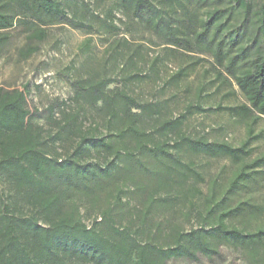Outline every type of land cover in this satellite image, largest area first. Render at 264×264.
<instances>
[{"label":"trees","instance_id":"1","mask_svg":"<svg viewBox=\"0 0 264 264\" xmlns=\"http://www.w3.org/2000/svg\"><path fill=\"white\" fill-rule=\"evenodd\" d=\"M75 1L0 0V57L16 31L24 36L16 51L22 63L49 29L78 28L68 11ZM117 7L151 26L166 46L211 58L218 77L244 100L216 110L251 119L246 140L234 147L192 139L177 132L185 116L148 130L137 99L106 92L104 81L75 83V102L102 103L101 122L86 128L80 110L59 103L61 116L51 107L46 131L33 122L28 86H0V264L197 262L219 256L223 246L241 251L248 264H264V153L247 162L263 136L253 126L264 118V0H119ZM193 112L207 110L197 104L187 108ZM176 132L179 141L171 145ZM184 147L236 165L227 183L209 182L199 226L190 230L156 218L173 209V189L190 177L191 189L204 181L175 155Z\"/></svg>","mask_w":264,"mask_h":264},{"label":"rangeland","instance_id":"2","mask_svg":"<svg viewBox=\"0 0 264 264\" xmlns=\"http://www.w3.org/2000/svg\"><path fill=\"white\" fill-rule=\"evenodd\" d=\"M118 2H72L68 11L78 28L49 29L39 51L22 63H17L16 51L23 45L24 36L16 31L11 45L0 57V86L22 90L28 86L29 109L32 113L37 111L33 122L46 131L52 128L48 111L59 103L67 111L80 110L86 128L101 122L102 103L92 97L75 102V83L83 81L87 86L104 81L106 92L118 89L137 99L144 107L141 112L143 126L148 130L185 116L177 132L181 131L192 139L204 137L210 142L241 146L246 140L251 119L216 110L244 103L235 85L218 77L219 69L213 66L209 56L166 46L151 26L117 7ZM198 16L203 19L204 12ZM181 70L183 75L176 78ZM197 104L207 112L188 114L187 108ZM55 109V118L59 119L60 110L57 106ZM253 128L255 134L263 133V136L253 142L247 162L264 153V118ZM177 132L169 135L171 145L179 141ZM174 153L182 163L201 174L204 181L195 184L198 189H191L195 179L190 177L183 187L173 189L171 195L177 198L173 209L156 218L169 219L190 230L199 226V214L204 213L203 197L207 194L209 182L218 177L220 183H227L236 165L228 159L196 154L187 147ZM249 189H263V186L251 185ZM196 190L203 196L196 194ZM161 194L164 195L163 192ZM91 220L92 216H85L87 224ZM171 264L248 263L241 251L223 246L219 256L212 260L200 257L197 262L179 260Z\"/></svg>","mask_w":264,"mask_h":264}]
</instances>
